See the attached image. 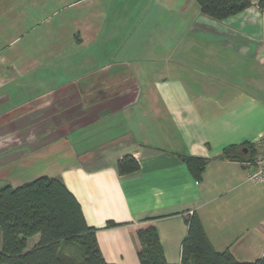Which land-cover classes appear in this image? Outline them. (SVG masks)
I'll use <instances>...</instances> for the list:
<instances>
[{"label":"crops","instance_id":"obj_1","mask_svg":"<svg viewBox=\"0 0 264 264\" xmlns=\"http://www.w3.org/2000/svg\"><path fill=\"white\" fill-rule=\"evenodd\" d=\"M250 1L216 20L198 0H0V185L61 178L108 263L140 264L148 218L180 263L194 213L216 250L264 259V181L248 179L264 156V5ZM129 154L140 169L122 175ZM184 156L208 160L200 181Z\"/></svg>","mask_w":264,"mask_h":264},{"label":"trees","instance_id":"obj_2","mask_svg":"<svg viewBox=\"0 0 264 264\" xmlns=\"http://www.w3.org/2000/svg\"><path fill=\"white\" fill-rule=\"evenodd\" d=\"M204 14L224 20L248 9L250 0H198ZM264 5V0L260 3ZM253 148V147H249ZM252 150V149H251ZM252 150L250 159H254ZM224 156L242 157L233 147ZM193 177L202 179L208 160L184 156ZM120 174L140 169L133 155L117 163ZM135 233L140 264H171L166 260L153 219ZM188 232L182 243L181 262L177 264H264V259L240 262L229 250L219 251L209 240L200 217L186 216ZM117 225L107 222V227ZM0 264H112L100 250L97 228L86 222L82 207L59 177L41 176L32 181L0 185ZM39 235L38 243L28 250V240Z\"/></svg>","mask_w":264,"mask_h":264},{"label":"built area","instance_id":"obj_3","mask_svg":"<svg viewBox=\"0 0 264 264\" xmlns=\"http://www.w3.org/2000/svg\"><path fill=\"white\" fill-rule=\"evenodd\" d=\"M256 161L254 170L248 174V179L253 182H262L264 181V156Z\"/></svg>","mask_w":264,"mask_h":264},{"label":"rangeland","instance_id":"obj_4","mask_svg":"<svg viewBox=\"0 0 264 264\" xmlns=\"http://www.w3.org/2000/svg\"><path fill=\"white\" fill-rule=\"evenodd\" d=\"M257 160V159H256ZM257 162V161H256ZM39 235H36V237H32L28 240L29 243V249H31L34 246V243L38 240ZM35 241V242H34ZM2 246V241H1V233H0V248Z\"/></svg>","mask_w":264,"mask_h":264}]
</instances>
